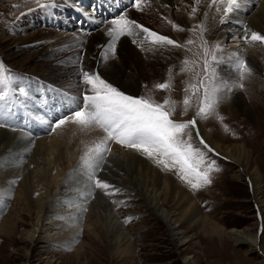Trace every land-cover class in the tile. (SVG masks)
<instances>
[{"label":"bare ground","instance_id":"6f19581e","mask_svg":"<svg viewBox=\"0 0 264 264\" xmlns=\"http://www.w3.org/2000/svg\"><path fill=\"white\" fill-rule=\"evenodd\" d=\"M146 1L143 0V2ZM87 2L93 4L89 10H86L85 7ZM41 4H49L54 7H46L48 9H43L41 12L40 7L37 5V8L34 7L28 11L18 13L7 22L3 33L0 34V56L4 59L6 68L18 74L21 78L20 86L21 83L29 86V89L26 88V90H28L27 100L29 98L31 100L29 101L30 104L36 98L42 104L39 108L44 111L45 115L54 120L50 125L39 122L27 106H24L23 109L21 102L12 110V114L0 117V122H5L9 127H5L8 130L0 128V192L12 193L11 181L20 179L21 187L17 190L16 197L23 202V207H19L20 209H14L13 203L10 212L3 218L1 217L3 209H0V220L2 219L0 233L3 232L12 238L18 232L25 239V242H33L35 230L42 228V226L38 225L39 227H35L33 230L25 229L20 233L15 228L17 221H19L18 217L13 215H21L23 211L32 213L35 204H32L31 198L36 188H38L43 192V195L39 197L36 203V217L40 221L46 215L48 216L49 212L53 211L48 209L51 205L49 203L50 199L54 200L55 195L62 192L61 190V192H57L58 189L64 190L65 188V185L60 187L62 184H58L61 181L68 182L70 176L71 179L72 176L76 178L84 177L78 171L81 167V157L84 155L86 148L103 135L99 129L81 131L78 125L71 122L57 128L55 131L51 130L57 120L70 115L80 106L79 101L85 91V85H83L80 77L81 67L88 71H98L102 78L121 91H127L129 94L133 92L134 96H140L143 90L141 88L142 84L153 78L155 72H158L161 68L169 69L171 66L177 65L175 57L179 52V49L171 47L146 51L138 44L132 43V37H122L119 43L116 44L115 56L113 57L111 52H108L105 60L102 53L105 52L110 42V37L107 35L109 22L119 15V11L124 7L122 3L118 0H42ZM172 6H178L181 10H187L188 12H192L193 7L197 8V21L199 25H204L206 29L204 35L207 38L218 37L222 42V38H224L223 25L231 28L233 31L232 37L236 36L233 39L238 41V44L242 43L241 45H246L244 42H251L244 39L245 35L250 36L251 32L264 35V0H237V6L227 15L224 12L227 7L226 0H216V3H213V0H199L198 4L196 0H153L147 2V7L143 4V10L140 13H135L136 11L133 8L125 12H127L130 19H134L151 30L162 35H168L170 38L182 43L189 35V29L186 26L189 27L190 24L186 13L174 11ZM35 10L36 12H34ZM70 11L74 13L72 15L75 19L70 17ZM86 11L95 13L90 17ZM77 12L80 15L78 16L80 21L75 24L77 15H74ZM169 21L172 23H169ZM48 23L53 25V28L49 27ZM173 24L179 25L184 30L172 28ZM63 25L67 27L58 31V28L60 29ZM255 43L251 44L254 45ZM29 46L34 47L33 50L26 48ZM259 48L262 55L254 54L248 50L241 52L237 48L220 50L218 57L221 60L219 63L221 75L219 79L233 84L238 82V71L235 68L237 57L247 58V60L254 63L253 66L256 64L258 68L264 71V46ZM226 92L222 93V99L226 98ZM235 95L238 99L236 103L242 106V111L248 114L249 117L250 114H258L256 108L244 104L245 101L243 102L238 92ZM226 104V102L223 103V106ZM36 107L38 108V104ZM16 117L20 121L23 118L27 121L32 119L34 125L38 128L37 132H45L43 134L45 136L40 135L38 139L30 141L28 140L30 136L24 131H13L11 124H16ZM200 124L199 127L202 128V123ZM211 140H213L212 137ZM213 144H216L215 147L218 153H224L226 157L238 162L239 165L250 162L251 151L244 144L225 148L215 141ZM111 146L110 158L117 157L118 162L116 168H113L112 179L114 181L119 180L118 177L122 172L120 165L128 168L132 182L137 185L142 195L151 203L153 210L162 216L172 237L179 239L185 237L179 228L180 223L177 216L179 208L184 212L183 216L186 219H188V215L189 218H195L196 222L203 219L204 216L196 212V200H193V196L191 197L185 190L186 188L184 189L182 184L172 178L173 176H166L161 169H156L150 163V160L141 153L123 148L115 143H112ZM27 154L30 155L26 157ZM24 162L27 163L22 165ZM48 164L49 166H57V168L55 167L56 170L53 169L54 167L47 168ZM107 164L104 163L105 168ZM69 167H71L70 170L66 171ZM64 169H66V173L63 175L62 171ZM249 177L253 196L259 207H261L262 202L259 194L262 187V172L259 168H256ZM36 183H38L37 186H35ZM70 195L74 196L75 194L71 192ZM171 203L173 204L170 205ZM3 204V200L0 201V206ZM166 205H170V208H167ZM105 214L106 219L101 215L104 219L103 224L109 231L111 230V235L105 232L106 237L108 235L110 238L113 236L116 238L117 243L118 241H124L126 237L118 231L120 230L118 219L115 220L116 217L113 218L112 214ZM73 215H76V213L74 212ZM69 219L71 228H68L67 235L57 238L58 242L61 240L65 243V239L71 241L70 239L76 235L74 233L76 231L73 229L76 216H71ZM14 220L16 221L13 222ZM90 223L91 227L92 224H95L91 221ZM213 226L215 227V225ZM219 229L217 228V233L220 235L222 232ZM92 233L95 237L100 238L104 234L99 232L98 229L93 230ZM226 234L236 242H249L254 246L262 247L258 231L247 233L243 230L231 228L227 230ZM72 241L76 240L73 239ZM82 244L80 248L84 246ZM118 247L120 248V246ZM119 248L116 247L118 253L122 252ZM124 252L127 253L126 249H124Z\"/></svg>","mask_w":264,"mask_h":264},{"label":"rangeland","instance_id":"374dc122","mask_svg":"<svg viewBox=\"0 0 264 264\" xmlns=\"http://www.w3.org/2000/svg\"><path fill=\"white\" fill-rule=\"evenodd\" d=\"M127 1H130V6ZM148 1L152 2L153 0L143 2L146 7ZM39 3L41 4L42 0H39ZM123 3L126 4V7L122 9L123 11H119V15L131 8L135 9V13L141 12V10L132 7L134 0H123ZM37 5V0H0V34L3 33L7 22L13 16L23 11H28ZM91 6V2L85 3L86 10H89ZM51 7L54 6L51 5ZM40 9L42 12L43 9L48 8L40 7ZM172 9L176 12L186 13L187 20L190 24L189 27L186 26L189 29V35H187L186 40L181 43L184 44L185 47L180 48L176 55L177 57H175L177 59V65L174 67L171 66L173 69L174 89L170 93L168 91L153 90L155 84L162 83L168 79L170 68H161V71L155 72L152 76L153 78L147 83H143V87L141 86L143 90L140 95L153 96L157 101H162L168 95H171V97L177 101H181L183 96L182 89L185 87V82L194 83L195 74L202 69L204 53V49L201 47L202 41L199 37L198 30L196 33L191 31L192 26L199 25L197 21L198 14H193L191 11L188 12L187 10L183 11L178 8V6H172ZM34 12H36V10ZM86 12L90 17L95 13L93 11ZM72 14L74 13L70 11V17L75 19ZM74 16H76V24V22L78 23L80 21L78 19L80 15L77 12ZM50 25L51 24L48 23V26L53 28V25ZM66 27L67 26L63 25L60 29L58 28V31ZM172 28L174 27L172 26ZM222 31L224 32L222 42L218 37L207 38L204 35V40L207 41V46L210 51H215L216 46L219 45L220 50L237 48V50L241 52H246L248 50L252 51L254 54H261V49L259 47L264 46V43L244 42L246 45H241L242 43L238 44V41L233 39L236 38V36L232 37L233 31L230 27L223 25ZM189 39L193 41L191 45L186 43ZM117 42L119 43V41ZM251 43L257 45H252ZM26 48L33 50L34 47L29 46ZM220 50L215 51L217 56ZM185 58L190 62L188 67L191 71L188 73H179V68L182 66L181 61ZM244 60L251 69L250 75L243 81L244 87L234 88L231 92H226V98H223L218 104L216 114L209 116L207 119L197 118V128H200V137L214 149L213 152L207 153L208 162L214 160L216 167L219 169V171H213L210 174L212 182L197 190H193L189 184L182 181L175 174V171H166L147 158L156 169H161L166 176H173L172 178H175L179 184H182L184 189L186 188L185 190L187 193L191 197L193 196V200H196V212L204 216L203 219L198 222L195 221V218H189V215L188 219H186V217L183 216L184 212L179 208L177 211L180 223L179 228L180 231L184 233L185 237L182 239L172 237L171 232L168 230V225L162 216L153 210L151 203L142 195L137 185L132 182V177L128 168L120 165L122 172L118 177L119 180L114 181L112 179V174L114 172L113 168H116L118 162L116 160L117 157L110 158L108 153L105 162V164L108 163L106 165L107 167L105 168L104 165L102 171L100 170L99 173L97 172V176L99 179L113 186L108 190V192L113 194L109 195L106 194L104 189L94 188L87 173L80 167L78 171L80 175L84 177L76 178L72 176V180L70 176L68 182L61 181L58 185L62 184L60 187L65 185L64 190L58 189L57 192L60 190L62 192L60 191V194L55 195L54 200L50 199L49 201L51 205L48 209L53 211H50L49 215L45 216L46 218L44 217L39 221L36 217V203L39 197L43 195V192L36 188L31 198L32 204H35L32 213L23 211L21 215L18 214L13 216L18 217L19 221H17L15 228L20 233L25 231V229L33 230L35 227L39 226H42V228H37L35 230L33 242H25V239H23L18 232L14 234L12 238L8 237L7 234L3 232L0 233V264H264V114H262L264 112V71L258 68L256 64L253 66L254 63L247 60V58H244ZM0 62L6 67V63L1 56ZM215 67L218 77L220 78L221 66L218 64ZM237 75L239 82V73ZM18 87L29 89L27 84L25 86L24 84L22 85V83L21 86L18 85ZM27 91L28 90H26V92ZM237 92L241 95L243 102L245 101L244 104L257 109V115L250 114L249 117L248 114L242 111V106L236 103V101H238L235 95ZM130 93L131 94L127 92L128 95L134 96L133 92ZM83 95L84 94H82L79 101V108L83 107ZM27 98V96L20 97L23 109L24 106H27L34 113L33 116L37 118L39 122L41 121V123L45 125H50L54 120L48 115H45L44 111L39 108V106L41 107L42 105L41 102L34 98L35 100L30 104L29 101L31 100H29L30 98L27 100ZM225 102L227 104L223 106ZM37 104L38 108L36 107ZM79 108L77 107V109ZM195 111L194 99L193 107L188 111L187 115H182V108L177 107L173 118L177 120H188L195 115ZM16 119V124H11L13 126V131H24L30 136L28 138L30 141L38 139L40 135L45 133L37 132L38 128L34 125L32 119L28 121L24 118H20L21 121L18 120V117H16ZM200 123H202V128L199 127V125L201 126ZM5 127H8V125L5 122H0V128L5 129ZM207 135L209 136L207 137ZM211 137L213 140H211ZM214 141L219 145H223L224 148L244 144L247 149L251 151L250 162H244L242 165H239L238 162L230 160L224 153H218L215 147L216 144H213ZM193 143L203 149V146L198 144V138H196L194 132ZM110 147L112 149L111 145ZM29 155L30 154H27L26 157ZM25 163L27 162H24L22 165ZM109 165L112 169L109 168ZM50 167H54L53 169L55 170L57 168V166H49L48 164L47 168ZM70 168L71 167L67 168V170L64 169L62 171L63 175L66 171H69ZM256 168H259L262 172V187L259 194L262 202L261 207L257 204L253 196L252 186L249 183V175H251L252 171ZM105 170L107 171L105 172ZM31 181L33 180L31 179ZM12 182L13 181H11V186L13 187L12 193L8 194L3 199L4 204L0 206V209H3L1 212L2 218L10 212L13 203L14 209L23 207V202H21V200L19 201L16 197L17 190L21 187V180L18 179L15 183ZM37 185L38 183H36L35 186ZM115 189H119V191L116 192ZM92 190L94 193H92ZM71 192L75 195L71 196ZM172 204L173 203L170 205ZM170 205H166V207L170 208ZM83 209H86V211ZM74 212L76 215H73ZM105 213L112 214L111 216L113 218L116 217L115 220L118 219V224H120L118 225L120 229L118 231L126 237L124 241H118L117 243L116 238L113 236V239L112 237L110 238L109 235L106 237L105 232L110 233L111 230L109 231L103 224L104 219H106ZM101 215H103L104 219ZM71 216H76L75 223H73L76 237L74 236L71 238V241L65 239V243L61 240L58 242L57 238L67 235L68 230L71 228L69 219ZM15 221L16 220L13 222ZM90 221L95 223L92 224V227L89 225ZM213 225H215V227ZM109 226L111 225L109 224ZM217 228H220L219 230L222 234L219 235L217 233ZM231 228L243 230L247 233L258 231L262 247L254 246L249 242H236L231 236L226 234L227 230ZM97 229L99 232L104 233L101 238L95 237L92 233L93 230L96 231ZM73 239L76 241H72ZM184 239L188 241H183ZM81 243H83L84 246L80 248ZM118 246H120V248ZM116 247L121 249L122 252H116ZM124 249H126L127 253L124 252Z\"/></svg>","mask_w":264,"mask_h":264},{"label":"snow or ice","instance_id":"6c2138e0","mask_svg":"<svg viewBox=\"0 0 264 264\" xmlns=\"http://www.w3.org/2000/svg\"><path fill=\"white\" fill-rule=\"evenodd\" d=\"M196 2L198 4L199 0ZM226 2L225 15L237 6V0H226ZM37 3L41 8L51 6L40 4L39 0ZM213 3H216V0H213ZM132 7L143 10V0H134ZM196 11L197 8L193 7L192 13L195 14ZM169 23L172 22L169 21ZM109 25L107 35L110 37V42L105 52L102 53L105 60L108 52H111L113 57L115 56L117 41L122 37H132V43L138 44L146 51L185 47L176 39L162 35L130 19L127 12L113 18ZM173 27L177 30H184L179 25L173 24ZM197 30L202 41L201 47L204 49L202 69L195 74L194 83L185 82L181 101L175 100L171 95L166 96L162 101H157L149 95H128L102 78L98 71H88L81 67L80 77L85 85L83 107L57 120L51 130L55 131L71 122L78 125L81 131L99 129L103 133L91 146L86 148L81 157V167L92 181L94 188L104 189L109 195L113 194L108 192L113 186L97 176V172L102 170L107 160V154L111 152L112 143L141 153L166 171H175V174L189 184L193 190L212 182L210 174L219 169L214 160L208 162L207 153L213 152L214 149L200 137L197 118L207 119L216 114L222 93L231 92L234 88H243V81L250 75L251 69L244 59L237 57L235 68L239 73V82L233 84L220 80L215 67L221 62L215 54V51L220 50L219 45L216 46L215 51H210L207 41L204 40L206 31L204 25L192 26L191 31L196 33ZM244 39L264 43V35L257 32H251L250 36L245 35ZM186 43L191 45L193 41L189 39ZM189 63L187 58L181 61L182 66L179 68V73L190 72ZM172 72L173 69L170 68L168 79L155 84L153 90L170 93L174 89ZM20 80L18 74L0 62V117L12 114V110L19 105L20 97L27 96L26 89L18 87ZM194 99L196 111L191 119L173 118L177 107L182 108V115H187L193 107ZM193 132L203 149L194 145ZM115 191L118 192L119 189ZM7 195L8 193L0 192V201ZM83 210L86 211V209Z\"/></svg>","mask_w":264,"mask_h":264}]
</instances>
